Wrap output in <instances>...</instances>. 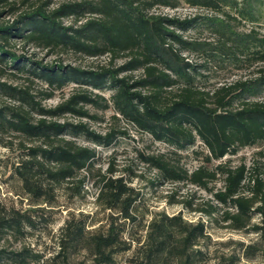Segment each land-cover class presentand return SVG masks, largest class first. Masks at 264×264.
<instances>
[{"label": "trees", "instance_id": "1", "mask_svg": "<svg viewBox=\"0 0 264 264\" xmlns=\"http://www.w3.org/2000/svg\"><path fill=\"white\" fill-rule=\"evenodd\" d=\"M180 1L0 0V6L7 8L0 15H14L0 22V137L11 133L18 142L9 175L19 181L14 194L20 200L28 198L39 210L51 209L60 188L70 197L81 196L85 181L91 179L97 188L94 203L104 212V218L95 222L90 213L68 211L51 257L24 245L8 253L1 248L0 264L4 256L13 264H118L117 256L128 252L126 264H237L241 258L264 254V147L249 165L222 159L264 142V100L243 99L232 105L236 98L264 90V68L212 90L195 84L199 70L214 59L264 63V35L235 25L257 20L259 0H182L210 11L183 17L152 11L177 8ZM64 19L71 22L65 24ZM197 26L208 28L214 38L184 35ZM17 43L51 54L68 50L89 57L106 55L108 61L87 68L43 62L16 50ZM185 51L200 54L202 61L190 60ZM117 59L123 61L116 64ZM9 72L27 75L30 82L37 79L46 88L39 97L29 84L2 79ZM69 84L76 87L66 97L52 106L43 104V99ZM104 90L111 95H103ZM3 96L14 103L2 102ZM87 105L111 109L112 119L123 118L154 141L173 147L171 154L140 152L139 156L164 181L187 182L212 192V200L200 207H193L189 199L178 201L187 209L200 212L214 226L253 232L257 239L238 243V252L214 257L207 251L210 234L202 215L193 221L181 211L143 209L141 193L131 185V178L115 174L111 166L105 171L95 168L96 148L75 140L83 136L108 146L127 135L114 126L103 133L92 129L82 118L100 117ZM197 139L207 153L189 170L175 155ZM218 178L222 187L214 191L209 184ZM36 214L0 201V238L24 235L35 227ZM136 226L144 233H138Z\"/></svg>", "mask_w": 264, "mask_h": 264}, {"label": "rangeland", "instance_id": "2", "mask_svg": "<svg viewBox=\"0 0 264 264\" xmlns=\"http://www.w3.org/2000/svg\"><path fill=\"white\" fill-rule=\"evenodd\" d=\"M63 1L75 0H54L55 3ZM23 7L24 6H22V8ZM1 9L7 8H2L0 6V10ZM152 11L180 17L192 15L194 13L210 14L209 10L199 7H190L182 0L177 8L158 7ZM255 14L257 17L256 21L251 22L245 19L240 23L235 22L237 29L241 31L254 29L259 35H264V0H259L255 3ZM13 17V14L3 12L0 15V22L10 21ZM63 22L69 24L71 19H64ZM184 35L199 39L214 38L211 31L204 26L192 27L185 32ZM15 49L19 52L23 51L26 55H33L34 59L43 62H61L63 64L79 65L86 68L105 64L108 61L106 55L89 57L75 54L68 50L57 51L51 54L33 46L22 48L20 43L16 44ZM184 55L192 61H202L200 54L194 51H185ZM121 61L123 60L117 59L115 63L119 64ZM259 67L264 68V63H249L243 61L233 64L227 60L221 61L219 59H214L209 62L207 67L199 70L200 72L196 76L195 84L202 89L212 90L221 84L229 83L236 79L248 78L252 76L254 71ZM133 74L138 75L139 72L135 71ZM27 77L28 76L24 74L9 72L6 73L5 77L2 79H6L18 85L29 84L31 90L40 97V93L46 88V85L37 79L30 82L27 80ZM75 87V84H69L62 89L55 90L51 98L43 99L42 102L46 106L55 105L62 100V98L66 97ZM101 92L106 97H109L112 93L110 90ZM243 99L264 100V90L258 95H246L242 98H236L232 105L236 107ZM1 101L5 103H14V101L7 96H3ZM87 108L90 113L97 114L100 117L99 120L82 118V120L86 121L95 131L103 133L107 128L112 126L127 131L126 136H119L108 146L96 145L83 136H77L75 138V140L82 145H90L96 148L95 168L105 171L111 166L113 169H116L115 174H121L126 178H131V185L140 191L142 196L141 205L143 209H147V211L164 210L167 213H177L181 211L186 219L194 221L202 215V217L207 220L206 216L200 212L190 211L178 201L189 199L192 201L193 207H200L203 206L204 203L212 200V192L187 182L172 183L164 181L160 178L158 172L154 168L143 163L139 156L140 152L171 154V151L174 149L173 147L162 142L154 141L148 133L139 131L133 124L123 118L119 120L112 119L111 115L113 111L111 109L103 111L91 105H87ZM69 118L73 121L77 120L75 117ZM0 139V201L6 206L20 209L21 212L27 211L31 214L37 213L35 227L26 229L24 235L6 234L0 238V249H4L5 253L20 249V247L24 245L33 251L41 253L44 258L51 257L57 249L56 235L59 228L64 223L68 211L90 213L95 222L104 218V212L98 209L94 203L97 188L91 179L85 181L81 196L70 197L68 190L60 188L57 192L56 204L51 209L43 208V210H39L41 208H38L39 206H32L28 198H24L23 200L17 198L14 192L19 191V181L15 177L9 176L12 172V164L17 160V138L11 133H5ZM262 147H264V142L253 146H246L240 148L236 154H228L222 159H229L233 165L242 161L249 165L256 151ZM206 153V147L197 139L193 145L183 150H177L178 155H175V158L179 159L184 167L191 170L204 161L203 159ZM216 163L217 161H214L213 165ZM209 187L214 191L221 188V178L211 182ZM42 207H44V205H42ZM40 213L43 214L42 217L38 216ZM148 217L149 214H147L146 218ZM254 221H258V216L254 218ZM135 228L138 230V233H144L139 229V226ZM207 230L210 234L207 251L214 257L221 253L228 254L233 251L238 252V243L248 244L257 239V235L253 232L234 231L228 228L217 227L208 222V220ZM125 236H129L128 232L125 233ZM128 254L129 252L117 256L118 264H126L125 259ZM3 261L4 264H13L7 256H4ZM237 264H264V254L258 253L250 259L241 258Z\"/></svg>", "mask_w": 264, "mask_h": 264}]
</instances>
